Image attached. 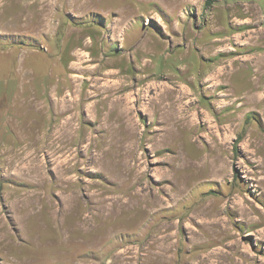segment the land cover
<instances>
[{
    "label": "rangeland",
    "instance_id": "rangeland-1",
    "mask_svg": "<svg viewBox=\"0 0 264 264\" xmlns=\"http://www.w3.org/2000/svg\"><path fill=\"white\" fill-rule=\"evenodd\" d=\"M117 250L264 264V0H0V264Z\"/></svg>",
    "mask_w": 264,
    "mask_h": 264
},
{
    "label": "bare ground",
    "instance_id": "bare-ground-1",
    "mask_svg": "<svg viewBox=\"0 0 264 264\" xmlns=\"http://www.w3.org/2000/svg\"><path fill=\"white\" fill-rule=\"evenodd\" d=\"M71 210H72V208L69 209L67 211V213H70ZM54 214H55V216L58 215L57 213H54ZM55 216H54V218H55ZM81 219H82V221H81L80 224H77V223L75 224L74 223V225H71V228L68 229L69 231L67 229H65V230L70 234V232H73L77 228L78 229L79 228H83V229L89 230L91 228V226H92V229H95L98 226L96 224H92L91 222H89L90 213L85 214L83 217H81ZM74 226H76V227H74ZM112 236L114 238V243L119 242V239L116 237L115 233L112 234ZM70 241L76 244V246H77L76 247V250H80L83 247H85V246H82V245L84 243H87L88 242V239H86V240L81 239L80 240V239H77V238L74 237V238H70ZM88 245H91V243L88 244ZM92 245H97V246H100L101 247V240L100 241H94L92 243ZM139 254L140 253L138 251H136V250L135 251H132V250H128V251H118L117 250V251L114 252V254H112L113 255L112 256V259L109 261L108 264H137V261L140 258V255ZM148 257L150 259H158L160 261H165V259H167L166 252L163 249H161V248H159L158 250L157 249H154V250H151V251H148V252L143 253V257H142L143 260H145ZM86 260H88V259H86ZM88 262H90V261L88 260ZM100 263H101V261H97V262L96 261H93L92 264H100Z\"/></svg>",
    "mask_w": 264,
    "mask_h": 264
},
{
    "label": "trees",
    "instance_id": "trees-1",
    "mask_svg": "<svg viewBox=\"0 0 264 264\" xmlns=\"http://www.w3.org/2000/svg\"><path fill=\"white\" fill-rule=\"evenodd\" d=\"M212 0H205L206 4H210Z\"/></svg>",
    "mask_w": 264,
    "mask_h": 264
}]
</instances>
